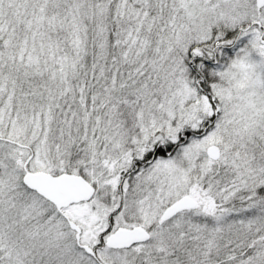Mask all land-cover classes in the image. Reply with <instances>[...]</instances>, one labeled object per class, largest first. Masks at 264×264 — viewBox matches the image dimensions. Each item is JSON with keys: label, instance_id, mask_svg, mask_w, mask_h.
Segmentation results:
<instances>
[{"label": "snow or ice", "instance_id": "6c2138e0", "mask_svg": "<svg viewBox=\"0 0 264 264\" xmlns=\"http://www.w3.org/2000/svg\"><path fill=\"white\" fill-rule=\"evenodd\" d=\"M0 264H264V0H0Z\"/></svg>", "mask_w": 264, "mask_h": 264}]
</instances>
